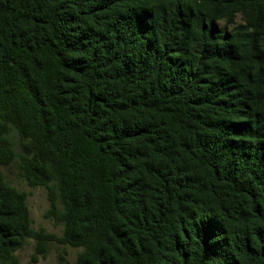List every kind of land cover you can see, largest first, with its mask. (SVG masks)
<instances>
[{"label": "trees", "instance_id": "1", "mask_svg": "<svg viewBox=\"0 0 264 264\" xmlns=\"http://www.w3.org/2000/svg\"><path fill=\"white\" fill-rule=\"evenodd\" d=\"M51 239L80 249L53 264H264V0H0V264Z\"/></svg>", "mask_w": 264, "mask_h": 264}, {"label": "rangeland", "instance_id": "2", "mask_svg": "<svg viewBox=\"0 0 264 264\" xmlns=\"http://www.w3.org/2000/svg\"><path fill=\"white\" fill-rule=\"evenodd\" d=\"M8 181L16 186L18 189L27 193V201L32 218V225L36 230L44 229L49 235L58 237L62 234L63 227L57 223L53 218L48 216L49 202L47 199L46 189L43 187H30L22 178L17 175L16 165L13 164L5 169ZM36 241L29 238L23 248L17 251V254L23 263H29L32 255L36 251ZM47 254L41 256L39 261L35 264H53L56 263L59 256L62 255L69 263H72L76 257L79 248L65 246L60 244L56 239L48 240Z\"/></svg>", "mask_w": 264, "mask_h": 264}]
</instances>
